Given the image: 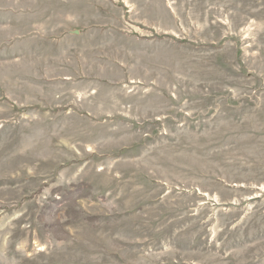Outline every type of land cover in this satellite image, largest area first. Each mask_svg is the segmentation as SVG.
Segmentation results:
<instances>
[{
    "label": "rangeland",
    "instance_id": "obj_1",
    "mask_svg": "<svg viewBox=\"0 0 264 264\" xmlns=\"http://www.w3.org/2000/svg\"><path fill=\"white\" fill-rule=\"evenodd\" d=\"M112 1L105 121L0 69V264H264V0Z\"/></svg>",
    "mask_w": 264,
    "mask_h": 264
},
{
    "label": "crops",
    "instance_id": "obj_2",
    "mask_svg": "<svg viewBox=\"0 0 264 264\" xmlns=\"http://www.w3.org/2000/svg\"><path fill=\"white\" fill-rule=\"evenodd\" d=\"M1 1L6 4L0 7V69L1 76H15V102L39 109L70 104L93 123L105 121L87 105L114 102L98 92V84L108 73L129 76L131 68L121 66L106 45L113 49L123 48L121 41L143 42L134 29L126 32L131 30L124 23L125 9L112 0ZM133 50L129 54L134 57Z\"/></svg>",
    "mask_w": 264,
    "mask_h": 264
}]
</instances>
